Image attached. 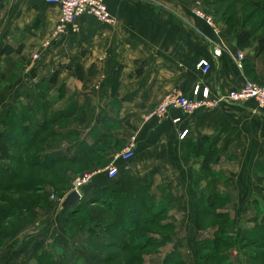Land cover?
<instances>
[{"label": "crops", "instance_id": "1", "mask_svg": "<svg viewBox=\"0 0 264 264\" xmlns=\"http://www.w3.org/2000/svg\"><path fill=\"white\" fill-rule=\"evenodd\" d=\"M104 1L115 19L113 25L81 16L76 32L41 50L40 44L55 27L58 8L46 0H0V54L7 45H23L33 60L29 59L25 75L14 83L11 104L16 105L24 92L34 90L60 65H68L71 70L61 72L59 91L67 96L76 92L83 102H89L96 120L114 121L122 130L128 129L124 124L129 122L135 128L131 135L136 142L135 157L130 161L116 159L113 164L119 170L115 184L120 191L133 192L155 171L157 185H169L174 201L192 196L186 190L188 186L194 194V164H199L184 158L180 139L184 130L189 131L187 137L196 140L210 136L222 152L236 161L244 159L251 177V170L264 163V109L254 101L203 108L191 115L173 111L164 120L147 117L170 92L191 96L199 85L207 87L215 98L243 88L250 80L264 82V56L256 59L255 67L239 69L233 58L238 51L235 38L228 36L224 26L220 25L218 35L197 18L196 0ZM244 53L249 55L248 50ZM36 54L39 58L34 59ZM17 58L0 60L8 63ZM203 60L211 66L207 73L198 68ZM78 66L84 69L85 83L76 77ZM90 83L94 86L83 88ZM176 118L180 122L174 123ZM185 164L192 166L189 172ZM109 182L106 174L98 176L85 188V200Z\"/></svg>", "mask_w": 264, "mask_h": 264}, {"label": "trees", "instance_id": "2", "mask_svg": "<svg viewBox=\"0 0 264 264\" xmlns=\"http://www.w3.org/2000/svg\"><path fill=\"white\" fill-rule=\"evenodd\" d=\"M196 1L201 5V9L203 7L206 13L213 17L215 22L217 20L226 28L228 36L235 38L238 51H249V55H245L243 61L244 71H247L251 66L255 67L256 59L262 55L264 56V0ZM238 2H243L251 10L247 11L245 8L238 6ZM254 14H261V18L259 22L251 25L250 22L254 19L251 16H254ZM24 50L23 45H19L16 48L7 45L2 49L0 58L12 56H18V58L5 63L6 72L0 71V86L1 84L4 85L8 78H13L16 82L20 75L26 71L27 67L23 66L20 69L21 65H19V63H23L25 58ZM3 63L0 60V64ZM18 70H20V74L15 73ZM63 70H71V67L68 65H60L59 69L53 72L50 77L42 79L34 90L24 92L22 98L19 99L12 109L6 111L5 117L0 121V199L3 195H10L13 198L14 195H27L32 198V196L45 190V187L40 184L32 188L22 184L12 169L14 163L17 162V164H22L24 167L50 172L53 169L61 167L64 170V175H60L58 179H67L68 172L74 171L75 168L91 169L92 164H95L96 161L98 163L101 162L102 160L95 158L98 154V149H105L104 145L112 139H115V145L119 146L118 143L125 136V134L115 136L119 128L116 122H107V119L96 120L94 111L91 110L92 105L89 102H83L77 96L76 92L67 96L65 92L59 91L61 72ZM30 76L33 79L36 78L34 71L30 72ZM76 77L82 83L86 82L85 72L81 66H78L76 69ZM250 82L264 85V82L258 83L253 80ZM55 89L59 96L58 99L52 101V92ZM61 122H75L78 126L86 127L87 130L91 124H95L85 134V137L81 138L79 133H73L69 129L54 130L53 127L59 126L58 124ZM124 125L127 126L128 131L135 130L134 127L130 126L129 122H125ZM50 131L52 134L55 133V138H79L78 141L81 138V143L77 146L78 141H76L73 143L75 144L73 146H65L62 152L61 150H55L56 153L52 156L48 154L46 157L42 154H37L29 157L28 154L32 153L35 145L41 141V138L46 137ZM87 136H92L90 139L88 137L91 140L90 142L89 140L88 142L86 141ZM181 146L185 160L188 163L198 162L199 164L198 168L193 172L192 181V188L197 195L198 238L200 239L196 242V247L199 263L245 264L239 258H236V260L233 259L234 252L231 249L237 246L241 250V252L238 250L239 255L248 258L249 263H252L254 260L257 263L264 264V209L258 211L261 201L258 198H254L253 200V205L258 206L255 216L251 217V222L255 225L253 229V231L256 230L255 232H247L248 229L245 228H241L242 230L238 227L235 228L232 219L225 217V214L221 213L222 211L220 210L222 206L232 203L230 201L231 194L228 189L232 184L230 179L227 178V173L224 171L223 173L220 167L224 163H235L236 158L222 152L210 136H204L197 140L188 136L182 140ZM72 147H75L76 150L73 151ZM19 151L22 153L21 157H19L20 159L16 156V153ZM106 153L102 157L107 156L108 151ZM258 166L257 170L260 172L258 181H263L264 163L258 164ZM222 174L226 176L223 185L222 183L219 184V181L215 185L214 182L208 183L210 176L220 178ZM205 180L208 183L207 185L212 187L210 192L209 190H205L207 185L203 186V188L200 186ZM110 182L111 184L108 187L97 189L89 201L85 200V188L89 185L82 187L80 189L81 200L73 207L63 210L69 217L66 219L65 225L77 224L78 228L75 231H85L90 235L92 234L94 237L93 240L101 245L100 248L102 250H116L117 254H111L109 257L112 262L118 260L117 258H121L123 253H130L136 250L138 253L128 260L127 264H146L142 253L153 246L156 240H154L153 235L147 234L145 229L155 228L164 233H170L166 237V240L161 239L158 242V245L162 246V248L167 245H172L175 241L177 226L174 221L171 223L168 222V219L171 218L170 212L174 209V200L169 195V185H157V172L155 171L151 172L147 181L140 183L133 192L120 191L117 189L115 181L111 180ZM93 199L99 200L96 202L100 204H97L96 207L102 209L98 213L99 218L95 217L89 208L87 210V206L89 207L92 204L90 201ZM27 207L29 209L34 208L32 205ZM5 211L8 212L7 208L4 209L3 213ZM107 213L111 214L112 222L106 220ZM23 215L25 216L22 209H19L17 217L15 218L17 223H19L17 231L23 227L22 221L27 219L26 217L23 219ZM129 217L131 218L130 224H128ZM211 219L220 222V224H217L219 226L218 231L213 235L208 232V228H214L217 225H213ZM223 225H227L231 230L238 232L239 235L232 238L230 231L221 229ZM6 227L4 230L8 231L6 232L5 238L12 236L8 235L10 229ZM118 227H120V231L124 234L122 238H120L117 232ZM169 228L171 229L169 230ZM127 237L132 239V250L129 241H127ZM135 237L141 238L143 242L136 241ZM36 243V248L41 250V252L37 254L35 252L33 255L38 261V264H56V259L48 252L50 245L47 244L46 248L44 241H38ZM246 243L248 244L246 245ZM249 247L260 252L263 251V253L253 256L248 254V256L244 250L246 251ZM160 251H156L155 254L158 255ZM62 264L65 263L62 262ZM160 264L190 263L181 250L176 249L168 252Z\"/></svg>", "mask_w": 264, "mask_h": 264}, {"label": "rangeland", "instance_id": "3", "mask_svg": "<svg viewBox=\"0 0 264 264\" xmlns=\"http://www.w3.org/2000/svg\"><path fill=\"white\" fill-rule=\"evenodd\" d=\"M237 4L238 6L245 8L247 11L251 10L243 2H238ZM196 7H201L198 1L196 3ZM204 12L206 13L205 10ZM251 17L254 18L252 19L253 21L250 22V24L252 25L260 21L261 14H254V16L252 15ZM216 25L218 26L221 24L216 20ZM43 43L44 42L40 44L41 50H48V47H44ZM36 55L39 58V55ZM24 56L25 58L23 60V63H19V65H21L20 69L23 68V66L28 67L26 63L29 62V59L33 61L32 55L30 53L28 55L25 53ZM5 69V63L0 64V71L6 72ZM19 72L20 70L15 73L20 74ZM25 72L20 75V77H18L22 79V77L25 75ZM14 82L15 80H13V78H8L5 81L4 85L1 84L0 86V121L5 117L6 111L8 109H12L15 106L14 104H11L10 101L13 95L12 93L15 92V84H17V81L15 82V84ZM11 84H13V86H10ZM83 85V88L94 86L93 83H90V86H86V84ZM56 89L52 92V101L58 99L59 94ZM58 125L59 126L53 127V129H69L72 130L73 133H79L81 135V138L85 137V131L87 130V128L78 126V124L75 122H61ZM122 134H125V136L124 138H121V141L118 143L119 146H116L115 139H112L104 145L105 149H98V154L95 158H97L98 160H102L101 162L98 163L96 161L95 164H92L91 169L75 168L74 171L68 172L67 179H58L60 175H64V170H62L61 167L53 169L50 172L41 169L24 167L22 166V164H17V162L12 165L14 173L22 184H25V186L29 188L40 184L45 187V190L44 192L42 191L37 195L32 196V198L31 196L27 195H14V198L10 195H3V197L0 199V264H38V261L33 256L35 252L36 254L38 252H41L40 249L38 250V248H36V242L38 241H44V244L46 243V248L47 244L50 245V249L48 252L52 254V256L56 259V264H62V262H64L65 264H127V261L133 258V256L138 253V251L136 250L130 253H123V256L121 258H117L118 260L112 262L109 257L111 254H117V251L106 249L102 250L100 248L101 245L98 244L97 241L93 240L94 237L92 234L90 235L85 231H75L78 228L77 224H73L70 226L65 225L66 219L69 217L64 213V209H62L63 201L68 194L76 189L78 180L86 175H91L97 172L102 173L96 175L95 177L103 176V172L116 162V157L121 154L131 142H134V144L136 145L135 140L131 136L133 134L132 131L122 130L121 128H118V133L116 132L115 136H120ZM54 135L55 133L52 134V132L50 131L46 137L41 138V141L35 145V147L32 149V153H29L28 156L31 157L37 154H42L46 157L48 154H50L49 156H52L54 153H56L55 150H61L62 152L65 146H73L75 145L73 143H75L79 139H60L55 138ZM88 137L89 136L86 137L87 142L92 136L89 137V139ZM80 140L78 141L79 143L77 142V146L81 143ZM107 151L108 155L102 157V155L107 154ZM21 155V151L16 153L18 159H20L19 157H21ZM234 162L235 163H224L220 167L222 172L224 171L225 173H227V178L231 181L232 185H230L228 189L231 194L230 201H232V203L222 207L220 206L221 208H219L222 211L221 213L225 214V217H227L228 219H232L235 228H245L248 229L247 232H255L256 230L253 231L255 225L251 222V217L255 216L258 206L253 205V200L254 198H258L261 201V205L258 208V211L264 209V191L262 194L260 193L261 190H264V180L258 181V176L260 174V172L257 170L259 167L258 165L251 170L253 171V173L250 177V166L244 159H239V161ZM196 164L197 163L194 164V167L198 168V165ZM191 167L192 166H187V164L184 165V168L187 169V172H189V169ZM223 175L224 174H222L220 178H214L209 175L210 177L208 178V183L214 182L215 185L216 183L220 182L219 184L222 183L223 185L224 180H226V176ZM95 177L93 176L92 178ZM118 178L119 176L116 177L113 181H117ZM208 183L205 180V182H203V184H201L200 186L203 188V186H206ZM205 188V190H209L210 192L212 187H209L207 185V187ZM186 192L190 193V195L192 196L186 195L183 200L174 201V209L170 212L171 218L168 219V222L171 223L174 221L175 225L177 226V234L175 235V241L172 245H167L164 248L158 245V242L161 241V239L166 240V237H168L170 233H164L155 228L145 229L147 234L153 235L154 240H156L153 246L142 253L146 264H160L161 260L168 252L176 249L181 250L190 264H200L197 258L196 247V242L200 239L198 238V208L195 199L197 195L194 190V194H192L191 189H189L188 186ZM96 201L99 200H91L90 202H92V204H90L89 207L87 206V210L90 209V212H92L94 215L99 216L98 213L102 209H100V207H96L97 204H100ZM6 202L8 204H4L6 205L4 206L2 203ZM42 203H44V205H42ZM30 205H32V207L34 208L29 209L27 206ZM6 208L8 212L5 211V213H3L4 209ZM19 209H22V212L25 214V216L23 215L22 218L24 219L26 217L27 219L22 221L23 227L17 231L19 223H17L15 218L17 217ZM106 220H110L112 222L111 214L107 213ZM211 220L213 221V225L220 224L219 221H216L214 219ZM130 223L131 218L129 217L128 224ZM5 227L7 229H10L8 235L12 236L5 238L6 232L8 231L4 230ZM214 228H208V232H210V234L212 235L218 231L219 226L217 225V227ZM170 229L171 228H169V230ZM221 229L230 231L232 234V238H235L239 235L238 232L231 230L227 225H223ZM117 232L120 238L124 236L123 232L120 231V227L117 228ZM131 240L132 239L127 237V241H129L132 250L133 244H131ZM135 240L138 242H143L142 239L138 237H135ZM247 244L248 243H246V245ZM158 250L161 251L158 255H156L155 252ZM238 250L239 249L237 246H234L233 249H231V251L234 252V260H236V258H239V260L241 262H245V264H260L259 262L257 263L254 260L252 261V263H249L248 258L240 256L239 252H241V250H239V252ZM244 252L247 255L249 254L250 256L256 254L260 255L263 253V251H257L252 247H249V249H246V251L244 250Z\"/></svg>", "mask_w": 264, "mask_h": 264}, {"label": "built area", "instance_id": "4", "mask_svg": "<svg viewBox=\"0 0 264 264\" xmlns=\"http://www.w3.org/2000/svg\"><path fill=\"white\" fill-rule=\"evenodd\" d=\"M46 2L58 8L55 27L43 43V46L46 48L53 47L57 42L67 36L68 33L76 32V21L81 16L93 18L106 25H113L115 23V19L104 0H46ZM195 15L210 26L216 34H221L220 26H217L215 20L205 13L201 7H196ZM34 58L37 59L38 56L34 55ZM233 58L236 66L239 69H243L245 53L237 51ZM198 68L207 73L211 69V66L208 61L203 60L198 64ZM249 101H254L260 110L264 109V85H258L248 81L243 88L234 90L228 95H219L215 98H211L210 90L207 87L202 88L198 85L193 89L191 96H185L178 91L166 94L147 119L164 120L173 111L191 115L203 108L217 109L222 104L243 105ZM173 121L174 123H178L180 122V118H176ZM187 135L188 130H184L180 135V139H185ZM135 146L134 142H131L116 159L123 161L132 160L136 153ZM100 173L102 172L86 175L78 180L75 190L80 194V189L89 185L94 179L92 177ZM103 173L111 181L119 175V170L115 165H111Z\"/></svg>", "mask_w": 264, "mask_h": 264}, {"label": "water", "instance_id": "5", "mask_svg": "<svg viewBox=\"0 0 264 264\" xmlns=\"http://www.w3.org/2000/svg\"><path fill=\"white\" fill-rule=\"evenodd\" d=\"M81 200V195L78 191L74 190L70 194L67 195L65 200L62 203V209H67L73 207L76 203Z\"/></svg>", "mask_w": 264, "mask_h": 264}]
</instances>
